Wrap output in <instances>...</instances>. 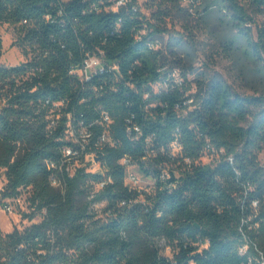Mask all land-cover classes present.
<instances>
[{"label": "trees", "instance_id": "1", "mask_svg": "<svg viewBox=\"0 0 264 264\" xmlns=\"http://www.w3.org/2000/svg\"><path fill=\"white\" fill-rule=\"evenodd\" d=\"M214 1L257 62L264 0ZM0 24L25 58L2 63L0 37V204L27 191L42 216L0 229V264H264L263 96L218 78L186 95L137 0H0ZM129 167L152 183L130 188Z\"/></svg>", "mask_w": 264, "mask_h": 264}, {"label": "rangeland", "instance_id": "2", "mask_svg": "<svg viewBox=\"0 0 264 264\" xmlns=\"http://www.w3.org/2000/svg\"><path fill=\"white\" fill-rule=\"evenodd\" d=\"M137 1L149 21L163 30L157 35L155 50L162 69L180 84L186 95L193 96L200 85L211 78H218L242 95L264 97V53H261L257 62L250 61L226 46L225 39L232 27L221 17L217 7L205 9L206 6L211 7L214 0ZM257 19L263 20L262 16ZM252 31L255 34L254 26ZM0 37L3 42L1 62L5 65L23 62L25 58L17 45L16 29L8 24H0ZM94 60L88 61V73L98 68ZM213 156L205 151L199 161L209 163ZM258 160L264 165V148L258 152ZM97 169L94 164L92 170ZM128 169L139 176L140 188L145 189L152 183L133 167ZM4 184V172L0 171V189ZM28 195L27 191H23L19 200L12 203L13 210L10 213L2 209L1 202L0 229L3 234L14 229L23 230L42 219L41 215H37L32 221L28 220L27 215L31 213Z\"/></svg>", "mask_w": 264, "mask_h": 264}, {"label": "built area", "instance_id": "3", "mask_svg": "<svg viewBox=\"0 0 264 264\" xmlns=\"http://www.w3.org/2000/svg\"><path fill=\"white\" fill-rule=\"evenodd\" d=\"M121 2H118V4H120ZM92 58H95V57H90V58H88L86 61H85V65H84V73L85 74H88V61L89 60H91ZM96 60H94V63H96L97 65H98V68L101 66V62H100V60L99 59H97V58H95ZM175 146V150H177V151H179L180 150V146L178 145V144H175L174 145ZM179 149V150H178ZM207 152H208V150H207ZM222 152V151H221ZM210 153H212V154H214L215 153V150H213L212 149V151H210ZM73 153H72V151L70 150V149H67L66 151H65V156L66 157H69V156H71ZM187 162H188V160H187ZM97 166V165H96ZM98 167V166H97ZM129 168H131V167H129ZM165 177H166V175L165 174H163L162 176H161V178L164 180L165 179ZM139 182H140V180H139V176L138 175H136V174H133L129 169H127V173H126V177H125V183H126V185H128L130 188H132V189H143V188H140L139 187ZM103 186V183L101 184V185H98L97 186V188H100V187H102ZM2 191V188L0 189V192ZM17 201V200H19V198H17V199H12V200H8V201H6V202H4L3 203V205H2V209L5 211V212H11L12 210H13V208H12V203L14 202V201Z\"/></svg>", "mask_w": 264, "mask_h": 264}]
</instances>
